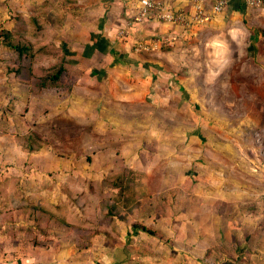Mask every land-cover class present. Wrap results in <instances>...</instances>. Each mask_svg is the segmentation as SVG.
I'll return each mask as SVG.
<instances>
[{"label": "rangeland", "instance_id": "obj_1", "mask_svg": "<svg viewBox=\"0 0 264 264\" xmlns=\"http://www.w3.org/2000/svg\"><path fill=\"white\" fill-rule=\"evenodd\" d=\"M206 1L211 5L216 0ZM75 2L0 0V132L7 136L20 134L22 142H25L23 135H30L31 140L26 141L29 145L31 142L38 145L40 140L50 143L52 137L64 144L70 135L74 139L71 159L75 158L76 163L68 173L46 171L43 177L48 180L43 181L55 183V190H42L40 206L30 201L24 206L28 208L25 211L17 208L18 201L16 207L10 206V211H5L6 206L1 208L0 222L6 219L11 222L7 236L16 241L24 238L27 245L37 241L43 246H49L50 241L58 237L68 236L91 238L96 234L95 238L102 241L104 233H101V227L82 224L86 223L84 218L104 220L108 217L100 212V205L105 204L101 203L103 192L110 189L116 194L111 199L116 198L120 209L115 215L129 222L126 223L128 235H134L133 239L128 236V243H123V247L138 255V264H264V7L245 5L233 14L226 15V11L214 14V47L203 43V50H200L201 34L206 32V28L201 27L197 34H192L187 25L172 24L157 18V15L149 16L174 28H185L182 35L187 38L183 36L178 44L174 43L181 49L175 59L164 53L172 48L171 40L166 36L154 34L152 39L145 40L149 41L148 48L138 50L149 52L147 55L151 58L147 62L154 64L157 70L170 67L166 71L176 82V88H173L175 101L166 99L172 91L168 81L156 76L157 80L164 82L158 90L165 95L162 97L164 104L153 100V96L147 100L137 99L133 101L136 108H123L117 122L112 123L111 117L99 115L95 123L89 124L87 119L93 117L86 115V107L82 106L83 95L98 91L95 84L89 82L90 88L86 84L87 87L77 86L73 100L64 109H59L65 112H59L57 121L51 118L50 107L46 112H40V118L27 116L31 110L26 97L31 87L28 83L25 85L22 76L12 71L23 67L28 73L33 63L31 51L18 57L8 45L19 38L27 43L33 41V32L43 27L41 25L49 24L45 40L49 42L47 50L50 51L34 62L35 75L55 72L66 59H70L66 55L71 54L62 42H57L61 38L57 34H64L60 31L65 26L63 24L72 22L75 18L72 15L83 13L86 19L92 13L87 11L89 6ZM101 3L106 5L104 0H99L97 6ZM165 3L166 7L169 4L176 6L175 0H165ZM23 14V34H4L6 29H13ZM136 15L137 12L133 16L135 19ZM38 16L42 19L35 18ZM62 18L64 21L59 20ZM127 23L123 28L130 34L133 25ZM117 37L136 50V42L130 36H119L118 32ZM156 43L159 44L157 47ZM76 58L73 56L72 60L78 62L81 59ZM119 59L128 67L125 70L132 73L129 66L134 65V59L124 56ZM120 69L115 78L111 77L112 82L102 83L104 94L117 91L120 93L117 95L126 97V92H133L142 97L153 86L144 85L140 79L136 81L133 74L129 76L135 81L132 79L128 86ZM119 101L124 107L132 102ZM177 101L181 102L180 108L176 106ZM82 126L102 130L92 132L90 129L89 135V131L87 134L81 132ZM27 130L31 132L28 134ZM2 143L12 142L3 140ZM126 146L135 149L136 153L127 156ZM91 149L95 153L104 151V154L94 155ZM11 152L9 159L15 156L14 160H18L13 148ZM131 157L133 169L125 168L130 182L117 184V179L111 181L109 177L107 179L108 175L105 177L109 169L129 165ZM16 160L13 166L16 169L7 170L10 166H4L1 157L0 174L16 173L17 168H21ZM32 168L21 170L35 174ZM72 174L105 178L102 181H80L72 178ZM86 189L88 194L85 196ZM112 189H117V192ZM33 191L34 188L27 192ZM27 198L32 199L30 195ZM90 205H94L95 211L85 212L84 208L88 209ZM5 212L7 215L2 217ZM134 224L138 229L146 226L156 232L153 235L145 231L134 234L131 228Z\"/></svg>", "mask_w": 264, "mask_h": 264}, {"label": "crops", "instance_id": "obj_2", "mask_svg": "<svg viewBox=\"0 0 264 264\" xmlns=\"http://www.w3.org/2000/svg\"><path fill=\"white\" fill-rule=\"evenodd\" d=\"M204 1L207 3L206 0ZM227 1L228 5L223 11H226V15L228 13L233 14L234 12L239 11V4L243 3L241 0ZM98 2L99 0H76L75 4H78L80 6H89L87 11L89 10L88 13L92 12L91 15L86 19L84 18L83 13L82 15L81 13H78V16L72 15L75 16L72 22L68 23L67 25L65 22H62V24L65 23L63 24L65 26L62 25L63 27L60 31L64 32V34H57L61 37L57 40L58 44L59 42H62L64 44V48L71 53L66 55V58L70 59H66L65 67L72 74L73 89L72 91L70 90L67 96L62 98L58 103L50 106L51 114L53 116L51 118H53L55 121H57L60 111L65 112L63 110L64 106L69 104V102L73 100L72 97L74 96V92L77 86L81 84L84 85V87H87V83L89 82L95 84V89L98 90L87 93V95H83L84 102L82 103V106L84 107V109L86 107V115L89 117H93L92 119H87V122L89 124L95 123L99 115L111 117L110 120L112 123L117 122V117L122 116L123 108H126L128 110H134V108H136L134 107L135 104L133 101L137 99L147 100L148 98L153 96V100L158 101V103L160 104H164L165 102H163L164 99H162V97H165V95H162L158 92L160 85L164 84V82L161 79L157 80L156 76L166 79L168 81L167 83H169L171 86V94H168L166 99L169 98L171 101L176 100V93L173 90V88H176V82L173 79H170L171 74L169 71H166L167 68L170 69V67L165 66L164 68H166V70L163 71L157 70L154 64H148L147 62V60H150L149 58H151L150 55V57H148L147 55L149 54L148 51H138L137 49L136 51L135 48L133 49L129 43H123V41L119 40L117 35L119 30L122 29L127 22H130L133 27L131 28L130 34L128 36H130L134 40L133 42H137L140 40L143 41L149 38L152 39V36L154 34L158 36H166L171 40L169 44L172 48L169 47L168 50L166 49L164 53L166 56H172V58L175 59V55L181 49L177 46L175 47L174 43L178 44L179 39L183 36L184 38H187L185 34L182 35L185 28L183 27L184 29H180L177 26L174 28L171 24L162 22L157 18H147L144 21H136L135 17L133 16L137 12L140 0H111V2H107V0H104L107 7L102 3L100 4V6H97ZM175 3L176 6L185 5V2L181 1H175ZM93 8L96 12L93 11ZM188 13H193V8L191 6L188 7ZM59 20L64 21L63 18L62 20ZM214 22H216V20H214L213 16L211 20L207 21L205 26L203 25V23L194 24L189 27L191 28L192 34H197L198 30H200L201 27L206 28V32L204 31L201 34L202 42H200V50H203L205 48H203V43L205 44V46L206 44H209L210 46L214 47ZM75 43L77 47L76 45H74ZM158 45L159 44L156 43L155 47H157ZM59 46L61 48L62 45ZM173 46L175 48H173ZM77 50H79V53L77 52ZM73 56L77 57L76 60H78V58L81 59L78 62H75L72 60ZM120 56H124L131 60L134 59V65L131 64V66H129L130 69H133L132 73L130 70H125V68L128 67L121 63L119 59ZM119 67L121 68L120 71H123L124 73L126 82H128V86L129 84H131L132 79L136 78V81L140 79L144 85H153L151 89L149 88V92L144 93L142 97H138L140 96L139 93L136 95L133 92H126V97H120L119 95H117L120 94L117 91L110 93L107 92L104 94L101 89L102 83L104 84V82L106 81L107 83L112 82L113 78L111 79V77L115 78L116 72L119 71ZM129 74H133L134 78L132 76H129ZM106 78L107 80H105ZM134 81L135 79L133 80V82ZM24 83L25 85H27L26 82ZM88 88L90 87L88 86ZM27 94L28 96L26 97V102L28 104L29 101L32 100L31 91ZM119 100H132V102H128L127 107H124V105H122L123 103H121ZM176 103H178L176 104V106H179L181 102L177 101ZM60 108L63 109L59 110ZM178 108H180V106ZM71 110L72 114H75V110L72 108ZM29 115L32 116L33 113L30 112L27 114V116ZM61 116H65V114H62ZM37 117H42V114H39ZM63 119L64 118H62V120ZM33 127L34 126H32L31 129H34ZM100 127L102 128V125ZM101 128H99V130H102ZM90 129L92 130V132H99L98 128H91L90 126L89 128L87 126H82L81 132L86 133V131H89L88 133L90 135ZM27 132H29V130H27L26 133ZM21 134H24L23 131ZM10 135L12 136V138L6 139V137H9ZM10 135L7 136L6 134L0 132V158L2 157L4 166H6L7 164L8 166H10L7 168V170H9V168L15 170L16 168L13 167L16 164V159L14 160L15 156H12V159H9V156L12 155L11 149L13 148L18 158V160H16L17 166L21 168H17L16 173H8L3 175L0 174V210L1 208H5L6 206L7 209L5 211H10V206L14 205L16 207L17 205H15V203L19 201V205L17 206V208L21 210L25 209V211H27L28 208L24 207L27 206V202L34 201L36 202V204H38V206L42 204L39 196H42L41 193H43V189H47L50 192L55 190V183L52 184L44 182L48 180L44 179L43 177L46 171L68 173L69 171L73 170V167L76 164L74 161L75 158L71 159L73 154L71 152V148L74 146V139H72L70 135H67V138H65L66 143L63 144L52 137L50 143L46 141L38 150L29 151L18 139V136L20 134ZM3 140H8L12 143L3 144ZM125 149L127 150V156H133L134 153H136L135 149H130V146H126ZM91 150L92 154L94 155H97L98 153V156H102L104 154V151L95 153L93 149ZM133 162L134 160L131 157L129 159V163L127 162L129 165H124L117 168L128 167L129 169H133ZM24 167H26V169L27 167H33L36 173H25L26 169L23 173V170L21 169H23ZM114 168L116 167L109 169L105 177ZM71 176L72 178H81L83 179V181H102L105 178L102 177V179H96L92 177L91 174L89 176H85L83 174L74 176L72 174ZM148 179H150V177ZM39 180L44 181L39 183ZM36 183H39V186H36ZM32 188H34L35 191L28 193L27 191L31 190ZM65 189H67V187H65ZM109 190L110 189H108V191ZM112 190H115V192H117V189ZM67 193L64 194L67 195ZM16 195H18V198ZM29 195L30 197H32L31 200L27 198ZM50 204L56 205V202L50 201ZM100 206L103 207L100 212H106L111 207L108 205ZM49 207L52 208L51 205ZM119 210L120 209H118V211ZM114 211L116 212V209H114ZM4 215H7V212L2 213V217ZM114 218V221H102L103 225L101 226L104 229L112 230L118 237V240L114 244H111L112 238L107 237L106 230H101V233H104L102 241L99 238H95L96 234L92 235L91 238H72L68 236L58 237L57 239H55V241L51 240V244L49 246H43L37 241H34V244L27 245V242L24 240V238L22 240H18L19 238H17L18 241L10 238V236H7V228L11 225V222L6 219L4 220V222H0V264H138V255H134L132 253V249L128 250L127 248L124 249L123 247V243H128L126 239H129L130 237H132L131 239L134 238V235H128L129 230L126 223L129 222L117 218L116 215L114 216ZM134 225L133 227L131 226L132 232L134 234H142L143 232L141 231H145L143 229H138V227L136 228ZM68 239H71L72 241H69ZM12 243L15 244V246H12Z\"/></svg>", "mask_w": 264, "mask_h": 264}, {"label": "trees", "instance_id": "obj_3", "mask_svg": "<svg viewBox=\"0 0 264 264\" xmlns=\"http://www.w3.org/2000/svg\"><path fill=\"white\" fill-rule=\"evenodd\" d=\"M240 5V9L245 7V4H239ZM188 7H190V5H188ZM22 17H24V14L21 15L20 19H18V21L16 22V24L14 25L13 29H6L4 32V34L7 35H22L23 34V27L22 24L24 23V21H22ZM35 18H39L42 19V17L38 16ZM34 20V19H33ZM46 22V21H45ZM43 27H40L38 29V31L36 30L35 32H33L34 40L29 41V43H27V41H20V38L17 40V42H13L11 41V43L8 45L10 46L14 52L17 53L18 57H23L25 56V54H27L28 51H31L30 53V60H32V64H30V68L28 69V73H27V69H23V67H17L15 69H13L12 72H14L17 76H22L21 78L23 79V82H26L30 85V89H31V98L32 100L29 101L28 106L31 110V113H33L32 117H37L40 112H46L48 110V107H50L51 105H54L56 103H58L62 98H64L65 96H67V94L70 92L71 90V85H72V74L67 70V68L65 67V61L64 63L53 73H48L47 75H42V76H37L36 74V69H35V61L38 60L40 57L44 56V55H48L50 50L49 49V42L45 40V37L48 35H45L46 30L48 29L49 24H44L41 25ZM32 35V36H33ZM33 38V37H32ZM48 42V43H47ZM48 53V54H47ZM24 71V73H23ZM26 71V72H25ZM66 77V78H65ZM66 82H68V85H66ZM34 131V129H33ZM31 132V130L29 131ZM28 133V132H27ZM33 133V132H32ZM29 134V133H28ZM36 134L37 137V132L34 133ZM24 137V141L21 143L24 145V147L26 149H28L29 151H36L38 150L42 144L45 143V140H40V142L37 144L31 142L32 145H29L28 143H26V141L31 140L30 135H23ZM19 139V136H18ZM127 169L125 168H114L113 170H111L108 173L107 179L109 177V179L114 180L117 179V184H121L122 181L126 182H130V179L128 177V171H126ZM115 174H118L117 176H114ZM78 180L82 181L83 179L78 178ZM97 183V182H96ZM86 192V190L84 191ZM88 192H91L90 190H88ZM105 192V191H104ZM103 192V199H101V203L105 204L104 205H108L111 206L110 209L106 212H103L102 214L106 213V215H108V217H106V219L102 220H97V219H87L84 218V222L82 225L85 226L87 223H90L89 225L92 224V227H96V226H102L103 222L102 221H114V216L116 213H118V204L116 201V198H112V196H115L116 194L113 192L107 193ZM88 193L86 192L85 196ZM112 200V201H111ZM102 207V206H101ZM103 209V207H102ZM114 209H116V212L114 211ZM85 212L89 213V212H94L95 211V207L93 205V207H91V205L89 206V208H84ZM111 215H109V214ZM114 220H113V219ZM108 219V220H107ZM110 219V220H109ZM135 227H137V225H134ZM143 230L148 231L152 234H154L156 231L146 227V226H141ZM101 230H106V234L107 237L112 238L111 244H114L117 240L118 237L114 234V232L112 230H107L104 229L103 227H101Z\"/></svg>", "mask_w": 264, "mask_h": 264}, {"label": "built area", "instance_id": "obj_4", "mask_svg": "<svg viewBox=\"0 0 264 264\" xmlns=\"http://www.w3.org/2000/svg\"><path fill=\"white\" fill-rule=\"evenodd\" d=\"M170 1V0H168ZM185 2V5L174 6L169 4L165 6V0H140L136 21H144L150 15L163 19L172 24L181 23L187 26L194 24H203L211 20L214 14L223 12L228 5L227 0H217L215 3L208 5L204 0H175ZM247 7H264V0H241ZM167 2V1H166ZM190 5L193 13L189 14L185 7ZM128 37L129 32L125 28L119 30V36ZM149 41H137L136 49L143 50L148 48Z\"/></svg>", "mask_w": 264, "mask_h": 264}]
</instances>
